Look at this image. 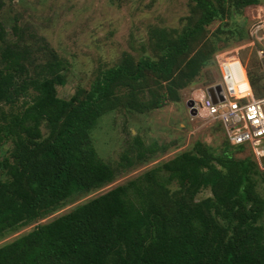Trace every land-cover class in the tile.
<instances>
[{
  "label": "trees",
  "instance_id": "obj_1",
  "mask_svg": "<svg viewBox=\"0 0 264 264\" xmlns=\"http://www.w3.org/2000/svg\"><path fill=\"white\" fill-rule=\"evenodd\" d=\"M264 0H188L178 26L151 25L133 51L70 95V62L43 39L6 41L0 60V264H264V171L248 144L193 149L39 222L149 160L135 144L108 162L93 130L107 113H149L182 99L215 55L250 38ZM217 26L213 29V26ZM2 33H0L1 36ZM264 96V72L248 71ZM216 83L213 78L210 84ZM7 107V108H6ZM208 194L201 196L202 193Z\"/></svg>",
  "mask_w": 264,
  "mask_h": 264
},
{
  "label": "rangeland",
  "instance_id": "obj_2",
  "mask_svg": "<svg viewBox=\"0 0 264 264\" xmlns=\"http://www.w3.org/2000/svg\"><path fill=\"white\" fill-rule=\"evenodd\" d=\"M187 12L188 0H0V33L3 32L0 36V60L6 41L21 39L32 47L33 54L38 55L40 51L37 48L44 39L70 62L68 83L59 87L61 95H70L79 85L90 86L99 66L113 65L124 51L138 47L151 25L178 26L180 17ZM245 15L250 38L218 52L230 55L234 48L241 47L240 57L247 71L264 72V55L259 54V47L263 46L257 35L252 33L253 26L264 18V1L248 7ZM258 35L264 37V28ZM212 78L216 82L221 80L217 60L215 66L202 70L201 76L181 91L182 99L178 102L149 113L120 109L105 114L93 130L99 156L115 164L138 137L152 149L149 160L126 169L112 183L39 222L49 221L178 153L193 149L198 141L221 152L226 139L222 122L211 118L205 110L192 115L187 105L188 100L198 101L203 97L200 93ZM250 147L264 171V144L257 151L254 144L248 143L243 151L237 153L238 156L251 152ZM258 180V189L264 195V174ZM206 194L204 192L201 196ZM33 226L22 228L1 240L0 244Z\"/></svg>",
  "mask_w": 264,
  "mask_h": 264
},
{
  "label": "built area",
  "instance_id": "obj_3",
  "mask_svg": "<svg viewBox=\"0 0 264 264\" xmlns=\"http://www.w3.org/2000/svg\"><path fill=\"white\" fill-rule=\"evenodd\" d=\"M263 28L264 18H261L253 26L252 32L263 46L259 47L261 56L264 55V37L258 34ZM240 49L234 48L230 55L216 53L215 58L221 71L218 84H221L222 93L215 89V100L207 86L204 96L195 101L198 111L205 110L211 118L222 122L225 135L233 145L253 144L264 138V96L255 95L246 65L240 57Z\"/></svg>",
  "mask_w": 264,
  "mask_h": 264
},
{
  "label": "water",
  "instance_id": "obj_4",
  "mask_svg": "<svg viewBox=\"0 0 264 264\" xmlns=\"http://www.w3.org/2000/svg\"><path fill=\"white\" fill-rule=\"evenodd\" d=\"M215 89H218L221 91V89H222L221 84H216L215 86L208 87L209 94L216 100V98L214 96ZM187 105H188V107L190 109V113L192 115L198 114L199 111L195 107V100H193V99L188 100ZM253 144H254V147L256 148V150L258 151V148H260V146L264 144V138H261V139L255 141Z\"/></svg>",
  "mask_w": 264,
  "mask_h": 264
},
{
  "label": "clouds",
  "instance_id": "obj_5",
  "mask_svg": "<svg viewBox=\"0 0 264 264\" xmlns=\"http://www.w3.org/2000/svg\"><path fill=\"white\" fill-rule=\"evenodd\" d=\"M218 84V83H217ZM210 86H213V84H211V85H208V87H210ZM226 136V135H225ZM226 139H227V137H226ZM228 140V139H227Z\"/></svg>",
  "mask_w": 264,
  "mask_h": 264
},
{
  "label": "flooded vegetation",
  "instance_id": "obj_6",
  "mask_svg": "<svg viewBox=\"0 0 264 264\" xmlns=\"http://www.w3.org/2000/svg\"><path fill=\"white\" fill-rule=\"evenodd\" d=\"M200 96H204V92L200 93Z\"/></svg>",
  "mask_w": 264,
  "mask_h": 264
},
{
  "label": "crops",
  "instance_id": "obj_7",
  "mask_svg": "<svg viewBox=\"0 0 264 264\" xmlns=\"http://www.w3.org/2000/svg\"><path fill=\"white\" fill-rule=\"evenodd\" d=\"M218 83V82H217ZM220 91V90H219ZM221 93H222V89H221V91H220Z\"/></svg>",
  "mask_w": 264,
  "mask_h": 264
}]
</instances>
